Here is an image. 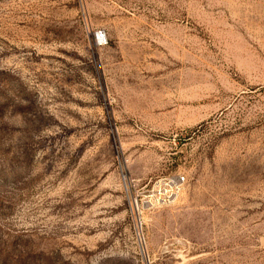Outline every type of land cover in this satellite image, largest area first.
<instances>
[{
	"label": "rangeland",
	"instance_id": "1",
	"mask_svg": "<svg viewBox=\"0 0 264 264\" xmlns=\"http://www.w3.org/2000/svg\"><path fill=\"white\" fill-rule=\"evenodd\" d=\"M0 264H264V0H0Z\"/></svg>",
	"mask_w": 264,
	"mask_h": 264
},
{
	"label": "built area",
	"instance_id": "2",
	"mask_svg": "<svg viewBox=\"0 0 264 264\" xmlns=\"http://www.w3.org/2000/svg\"><path fill=\"white\" fill-rule=\"evenodd\" d=\"M93 41L97 45H103L106 42L105 39V33L101 29H97L93 32ZM168 181L171 182V185L173 186L171 192L166 196V200L172 199L179 191L181 186V181L183 180V177L181 175H174L172 177L167 178Z\"/></svg>",
	"mask_w": 264,
	"mask_h": 264
}]
</instances>
